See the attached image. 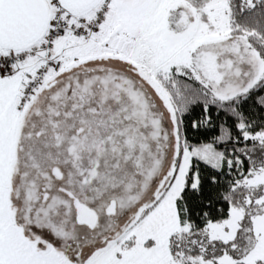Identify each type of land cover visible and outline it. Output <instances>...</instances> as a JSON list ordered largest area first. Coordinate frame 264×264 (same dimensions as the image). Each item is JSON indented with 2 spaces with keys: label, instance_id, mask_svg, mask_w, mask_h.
<instances>
[{
  "label": "snow or ice",
  "instance_id": "1",
  "mask_svg": "<svg viewBox=\"0 0 264 264\" xmlns=\"http://www.w3.org/2000/svg\"><path fill=\"white\" fill-rule=\"evenodd\" d=\"M0 264H264V0H0Z\"/></svg>",
  "mask_w": 264,
  "mask_h": 264
}]
</instances>
